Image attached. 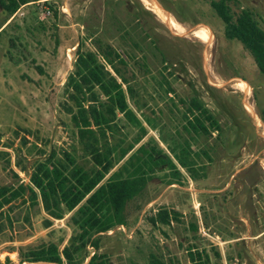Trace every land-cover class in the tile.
<instances>
[{
    "label": "rangeland",
    "instance_id": "rangeland-1",
    "mask_svg": "<svg viewBox=\"0 0 264 264\" xmlns=\"http://www.w3.org/2000/svg\"><path fill=\"white\" fill-rule=\"evenodd\" d=\"M209 1H30L0 28V186L28 181L15 165L14 149L27 171L51 150L74 146L80 154L60 103L76 48L93 50L97 37L129 62L124 72L133 99L127 101L146 128L134 148L156 146L172 157L169 149L187 141L193 177L179 166L178 177L163 163L152 166V178L126 203V224L99 236L97 252L109 264L145 263L150 254L171 264H195L189 252H198L206 264H264V77L250 52L224 36ZM230 5L234 13L248 9L264 30V0ZM6 16L1 11L0 22ZM191 97L217 119L218 132L188 128L182 100ZM118 125V136L130 141L136 128L123 118ZM159 208L175 211L176 218L153 223ZM68 215L49 218L40 203L28 206L20 198L11 208L5 205L0 262L8 257L17 263L21 249L43 243L62 247L72 234ZM47 217L51 224L44 227ZM92 251L88 246L78 253L81 264Z\"/></svg>",
    "mask_w": 264,
    "mask_h": 264
},
{
    "label": "trees",
    "instance_id": "trees-1",
    "mask_svg": "<svg viewBox=\"0 0 264 264\" xmlns=\"http://www.w3.org/2000/svg\"><path fill=\"white\" fill-rule=\"evenodd\" d=\"M30 1L37 0H0V10L7 13L0 28L20 5ZM232 1L210 0L209 5L224 24V36L238 40L250 52L264 77V30L248 9L241 8L234 13ZM92 46L93 50L82 49L79 45L76 48L72 70L63 84L65 97L60 103L74 128L80 154H76L74 146L70 150L62 149L60 153L51 150L42 159L35 160L31 170L27 171L19 160L18 150L14 149L15 165L28 175V181H21L15 187L0 186V214L5 205L11 208L12 201L17 198L27 202L28 206L40 203L49 218L61 219L70 213L67 223L72 227V234L60 248L58 243L48 242L21 249L17 263L5 257L4 264H81L78 253L88 246L93 251L90 255L85 254L84 258L88 256V260L84 264H109L105 256L97 252L99 236L126 224V203L152 178V166L163 163L174 177L180 175L179 166L193 177L195 161L190 158L187 141L178 144L177 151L172 147L169 149L172 157L156 146L140 144L134 148L146 128L127 101L128 96L133 99V87L124 72L129 62L99 37L92 41ZM154 48L159 50L155 44ZM140 62V66L145 64L144 57ZM182 102L185 103V123L194 133L220 130L217 119L201 101L191 97ZM121 118L136 128L133 138L126 143L124 137L118 136ZM184 128L188 130L186 126ZM13 174L18 178L16 173ZM176 215L175 211L159 208L151 220L168 224ZM48 217L43 220L44 227L51 224ZM195 256V264H206L198 252H189L191 260H195ZM140 264L171 263L150 254L148 260Z\"/></svg>",
    "mask_w": 264,
    "mask_h": 264
},
{
    "label": "bare ground",
    "instance_id": "bare-ground-1",
    "mask_svg": "<svg viewBox=\"0 0 264 264\" xmlns=\"http://www.w3.org/2000/svg\"><path fill=\"white\" fill-rule=\"evenodd\" d=\"M242 85H243V90H246L247 89V85L245 83H243V82H242Z\"/></svg>",
    "mask_w": 264,
    "mask_h": 264
},
{
    "label": "built area",
    "instance_id": "built-area-1",
    "mask_svg": "<svg viewBox=\"0 0 264 264\" xmlns=\"http://www.w3.org/2000/svg\"><path fill=\"white\" fill-rule=\"evenodd\" d=\"M37 1H39V0H37ZM27 3H30V2H27ZM27 3H25V4H27ZM22 5H24V4H22ZM21 6V5H20ZM121 226V225H120ZM111 231V229L110 230H108V232H110Z\"/></svg>",
    "mask_w": 264,
    "mask_h": 264
}]
</instances>
